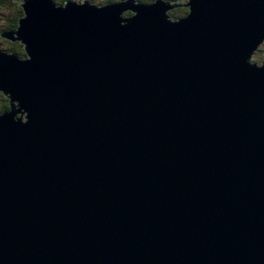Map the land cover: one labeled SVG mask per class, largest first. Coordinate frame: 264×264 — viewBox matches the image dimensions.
Segmentation results:
<instances>
[{
	"label": "water",
	"instance_id": "95a60500",
	"mask_svg": "<svg viewBox=\"0 0 264 264\" xmlns=\"http://www.w3.org/2000/svg\"><path fill=\"white\" fill-rule=\"evenodd\" d=\"M124 7L37 0L0 56V264H264V0Z\"/></svg>",
	"mask_w": 264,
	"mask_h": 264
},
{
	"label": "clouds",
	"instance_id": "9594fccd",
	"mask_svg": "<svg viewBox=\"0 0 264 264\" xmlns=\"http://www.w3.org/2000/svg\"><path fill=\"white\" fill-rule=\"evenodd\" d=\"M37 0H0V56L14 59L18 63H31L33 56L27 43L18 35L22 21L27 20L26 5H34ZM129 0H49L50 5L56 11L64 12L70 6L75 8H90L103 11L110 7L127 5ZM133 7H124L119 13V26L128 27L139 13L135 10L139 7H159L158 13L163 23L170 26H178L187 21L193 14V0H132ZM154 21H148V27L153 26ZM12 33L9 38L6 33ZM245 64L255 71H264V39L253 49L245 60ZM14 93L5 87H0V120L11 117L12 123L28 125L30 113L22 107L19 97L13 99Z\"/></svg>",
	"mask_w": 264,
	"mask_h": 264
},
{
	"label": "bare ground",
	"instance_id": "6f19581e",
	"mask_svg": "<svg viewBox=\"0 0 264 264\" xmlns=\"http://www.w3.org/2000/svg\"><path fill=\"white\" fill-rule=\"evenodd\" d=\"M129 1H132V0H129Z\"/></svg>",
	"mask_w": 264,
	"mask_h": 264
}]
</instances>
